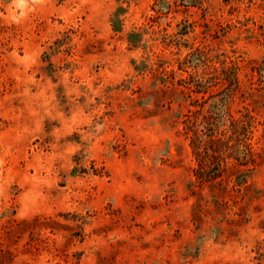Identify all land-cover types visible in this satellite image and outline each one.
<instances>
[{"label": "rangeland", "instance_id": "1", "mask_svg": "<svg viewBox=\"0 0 264 264\" xmlns=\"http://www.w3.org/2000/svg\"><path fill=\"white\" fill-rule=\"evenodd\" d=\"M0 264H264V0H0Z\"/></svg>", "mask_w": 264, "mask_h": 264}]
</instances>
